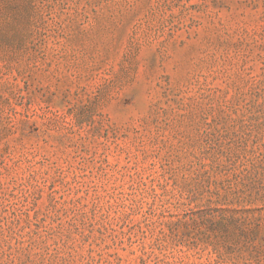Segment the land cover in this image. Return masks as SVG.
<instances>
[{
  "label": "rangeland",
  "instance_id": "rangeland-1",
  "mask_svg": "<svg viewBox=\"0 0 264 264\" xmlns=\"http://www.w3.org/2000/svg\"><path fill=\"white\" fill-rule=\"evenodd\" d=\"M0 264H264V0H0Z\"/></svg>",
  "mask_w": 264,
  "mask_h": 264
}]
</instances>
